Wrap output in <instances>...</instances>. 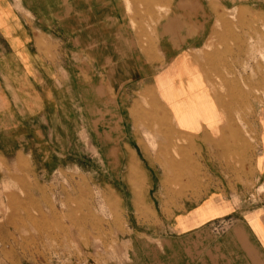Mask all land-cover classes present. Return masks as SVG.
Returning <instances> with one entry per match:
<instances>
[{"label":"rangeland","instance_id":"1","mask_svg":"<svg viewBox=\"0 0 264 264\" xmlns=\"http://www.w3.org/2000/svg\"><path fill=\"white\" fill-rule=\"evenodd\" d=\"M177 1L78 0L82 29L87 30L95 12L102 22L123 21L145 64L158 61L153 70L165 65L157 42L167 14L182 19L221 13L225 20L210 22L212 30L221 32L178 63L175 84L157 86L165 105L130 79L104 88L111 102H100L97 123L107 128H55L59 121L51 117L52 128L0 134V264H121L131 252L151 264L154 237L169 235L176 208L209 192L233 193L239 183L251 187L248 202L259 200L262 186L239 180L238 150L218 156L215 148L201 147L204 138L173 131L178 123L168 117L165 108L173 105L165 98L175 96L167 91L175 86L188 96L185 86L193 81L205 90L211 106L205 120L185 111L193 127L197 120L209 128L223 124L250 138L247 128H254V119L264 124V0H225V7L221 0L216 5L196 0L179 11ZM80 59L89 61L85 52ZM90 71L104 77L101 69L85 68L82 83ZM120 93L128 98L122 103L116 100ZM64 111L72 124V102H64ZM80 111L81 123L88 124V111L83 106ZM120 117L123 128H108L121 123ZM185 159L188 165H176ZM230 220L212 221L211 230L222 233Z\"/></svg>","mask_w":264,"mask_h":264},{"label":"crops","instance_id":"2","mask_svg":"<svg viewBox=\"0 0 264 264\" xmlns=\"http://www.w3.org/2000/svg\"><path fill=\"white\" fill-rule=\"evenodd\" d=\"M192 1L196 0H178L177 10H185L187 3ZM208 2L216 5L215 0ZM220 4L228 6L225 0ZM77 5L78 0H0V134L17 128H24L26 132L32 128H52L49 125L51 117L59 121L55 128H107L97 123L101 119V114L97 113L100 102H111L104 88L126 85L130 79L148 87L165 105L157 86L175 84L178 63L186 62L192 53L209 46L211 37L221 32L212 30L210 22L225 20L221 13H197L192 18L182 19L167 14L159 24L162 38L157 42L165 65L153 70L158 61L145 64L140 50L130 44L129 31L123 21L106 18V22H102L95 12L94 19L88 18L87 30L82 29ZM234 12L232 14H236ZM236 12V16L241 17V10ZM82 52L88 55V62L81 61ZM197 66L200 67L198 63ZM85 68L101 69L104 77H97L90 71L88 82L82 83L81 71ZM126 97L120 93L116 100L122 103L128 99ZM66 101L72 102V124L68 123L70 113L64 111ZM81 106L88 111L85 113L89 117L88 124L81 123ZM51 109L55 114H50ZM165 109L168 117L178 123L177 128L171 129L204 138L202 148L211 146L218 156L238 150V172L242 174L239 180L260 184L262 192L259 200L251 204L246 199L251 187L247 189L246 184L239 183L233 193L209 192L176 208L168 222L169 235L154 237L151 264H264L262 120L254 119V128H247L248 138L240 128H222L223 124L209 128L197 120L198 124L193 127L191 118L176 112L170 103ZM123 124L122 118L121 123L108 128H123ZM183 161H177L176 165H188L187 159ZM232 170L237 169L233 166ZM227 217L231 220L224 231L218 235L213 233L211 222ZM147 263L131 252L121 264ZM74 264L84 263L74 260Z\"/></svg>","mask_w":264,"mask_h":264},{"label":"bare ground","instance_id":"3","mask_svg":"<svg viewBox=\"0 0 264 264\" xmlns=\"http://www.w3.org/2000/svg\"><path fill=\"white\" fill-rule=\"evenodd\" d=\"M185 87V91L190 92L188 96H183V89L181 87L179 88L175 86L174 89L171 88L167 90L170 93L173 92L175 96L167 97L165 99H167L169 102L172 101V105L175 108L176 112H181L180 114L182 116L187 115V112H189L194 114L198 119H208L207 110L211 106L205 96V90L200 89L198 85L193 81L189 82ZM171 128H176V126H173ZM165 139L168 140L169 137H165Z\"/></svg>","mask_w":264,"mask_h":264}]
</instances>
